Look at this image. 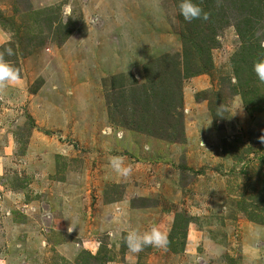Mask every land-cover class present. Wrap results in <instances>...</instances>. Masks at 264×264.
<instances>
[{
  "label": "rangeland",
  "instance_id": "1",
  "mask_svg": "<svg viewBox=\"0 0 264 264\" xmlns=\"http://www.w3.org/2000/svg\"><path fill=\"white\" fill-rule=\"evenodd\" d=\"M156 1L0 0V264H264V0ZM153 226L168 247L130 252Z\"/></svg>",
  "mask_w": 264,
  "mask_h": 264
},
{
  "label": "clouds",
  "instance_id": "2",
  "mask_svg": "<svg viewBox=\"0 0 264 264\" xmlns=\"http://www.w3.org/2000/svg\"><path fill=\"white\" fill-rule=\"evenodd\" d=\"M179 12L187 22H191L196 19L206 21L209 18V14L205 12L199 4L194 3L193 0H180ZM261 47H264V44H261ZM5 54L12 56L14 54L13 49L11 47H6L3 52H0V86L14 84L19 79L18 71L3 59ZM253 71L258 80L261 83H264V59L254 63ZM217 116H221L219 110L217 112ZM260 141L264 143V135L260 137ZM145 150H148L147 145H145ZM109 164L111 169L119 176L128 177L132 172L131 165L124 166V162L121 157H113L109 161ZM68 230L72 231L71 228ZM123 240L128 250L132 253H139L147 246L166 249L169 245L167 233L162 232L157 226H153L150 231H146L144 233H140L135 229L129 230L123 237Z\"/></svg>",
  "mask_w": 264,
  "mask_h": 264
},
{
  "label": "crops",
  "instance_id": "3",
  "mask_svg": "<svg viewBox=\"0 0 264 264\" xmlns=\"http://www.w3.org/2000/svg\"><path fill=\"white\" fill-rule=\"evenodd\" d=\"M151 1L153 2L156 0H151ZM159 1H163V0H159ZM101 3H103V1H101ZM156 3L158 2L156 1ZM154 9L155 10L148 9L147 11L143 13V16H142L145 24L146 23L148 24L147 36L151 38L149 39V41H151L152 38H154V36H156L157 38H162L164 40L169 39V38H172L173 40H175V35L169 33L170 29H169V25L167 24L168 22L165 21L166 15H164V9L163 8L156 9V7H154ZM94 16H96L97 21L99 22L95 29V33H97V35L101 37L107 36V33L112 31V25H110L111 23L110 15H107V13L104 11H97V13H95ZM94 16H91V17H94ZM120 22L121 21L117 23V21L114 20V24H113V25L115 24L119 25L118 27L119 33L122 31V26ZM150 46L159 47V45H156L154 42ZM162 46H165V44ZM167 47L168 46H165V48Z\"/></svg>",
  "mask_w": 264,
  "mask_h": 264
},
{
  "label": "trees",
  "instance_id": "4",
  "mask_svg": "<svg viewBox=\"0 0 264 264\" xmlns=\"http://www.w3.org/2000/svg\"><path fill=\"white\" fill-rule=\"evenodd\" d=\"M247 31V30H246ZM246 31H244V32H246ZM239 32L240 33H243V31H241V29L239 28ZM244 34V33H243ZM264 48V47H263ZM246 50L248 49V48H245ZM245 50V51H246ZM243 54H245V53H243ZM243 60H244V57H243V55L242 56H240V59H239V63H238V66L240 67V63H242L243 62ZM249 83H251V79L249 78Z\"/></svg>",
  "mask_w": 264,
  "mask_h": 264
}]
</instances>
